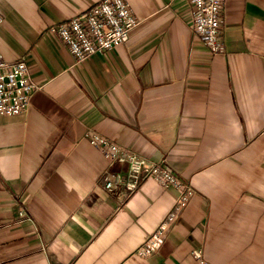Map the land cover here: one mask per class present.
<instances>
[{
    "label": "crops",
    "instance_id": "0c3cea01",
    "mask_svg": "<svg viewBox=\"0 0 264 264\" xmlns=\"http://www.w3.org/2000/svg\"><path fill=\"white\" fill-rule=\"evenodd\" d=\"M101 0H0V56L39 86L0 117V264H264V0H225L211 55L184 0H125V45L78 63L50 33ZM100 135L165 160L193 190L159 249L135 251L181 196L110 194ZM112 171L125 177L127 166Z\"/></svg>",
    "mask_w": 264,
    "mask_h": 264
},
{
    "label": "built area",
    "instance_id": "2783aa9c",
    "mask_svg": "<svg viewBox=\"0 0 264 264\" xmlns=\"http://www.w3.org/2000/svg\"><path fill=\"white\" fill-rule=\"evenodd\" d=\"M188 5V22L197 37L215 56L223 52L222 13L225 0H184ZM4 17L0 13V26ZM138 26L125 0H101L90 10L75 16L67 23L52 26L49 31L57 34L66 44L78 63L96 54L110 52L125 45L131 32ZM39 86L31 78L25 60L9 63L0 56V117L23 114L30 106L33 94ZM90 143L99 149L108 163L100 182L110 194L125 190L129 195L138 192L142 185L153 180L163 189L181 191L173 211L136 253L140 256L154 254L166 237L171 223L193 196V190L171 169L165 160L154 161L137 155L100 135H94ZM127 166L125 177L112 171L113 166ZM197 264H212L203 257L202 249L193 251Z\"/></svg>",
    "mask_w": 264,
    "mask_h": 264
}]
</instances>
